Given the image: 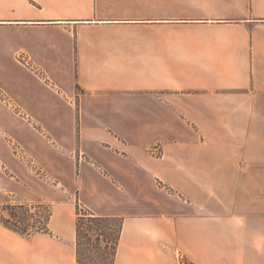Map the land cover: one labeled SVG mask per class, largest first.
I'll list each match as a JSON object with an SVG mask.
<instances>
[{
    "label": "crops",
    "instance_id": "obj_1",
    "mask_svg": "<svg viewBox=\"0 0 264 264\" xmlns=\"http://www.w3.org/2000/svg\"><path fill=\"white\" fill-rule=\"evenodd\" d=\"M0 93V216L51 207L0 217V264H78V201L124 218L115 264H253L264 0H0Z\"/></svg>",
    "mask_w": 264,
    "mask_h": 264
},
{
    "label": "trees",
    "instance_id": "obj_2",
    "mask_svg": "<svg viewBox=\"0 0 264 264\" xmlns=\"http://www.w3.org/2000/svg\"><path fill=\"white\" fill-rule=\"evenodd\" d=\"M8 216H1V221L9 228L22 235L29 236L34 232H50L47 222L51 211L43 216L40 226L24 224L23 228L13 221L18 220L16 204L4 207ZM124 218L115 215H100L87 206L77 203L76 250L78 264H115L121 240ZM31 230H33L31 232Z\"/></svg>",
    "mask_w": 264,
    "mask_h": 264
},
{
    "label": "rangeland",
    "instance_id": "obj_3",
    "mask_svg": "<svg viewBox=\"0 0 264 264\" xmlns=\"http://www.w3.org/2000/svg\"><path fill=\"white\" fill-rule=\"evenodd\" d=\"M12 141L13 139L11 138V141L9 143V145L11 146V150L13 147L12 145L13 142L18 146H20V150H21V152L19 153L12 150L13 155L18 160H20L21 163L26 168H28L31 172H33V174L37 178L42 180L44 183L46 184L53 183L50 175L46 172V170H43L40 166H38V163L34 162L33 158L28 154L26 149L23 146H21L17 141H13V142ZM161 150L163 153V149ZM246 199H247V205L252 204L254 207V212L252 213V217H253L254 232H255L254 234L255 260L252 263L264 264V180L255 179L252 182V188L247 189ZM8 204H16L17 214L20 215L21 218H19L18 220L15 219L13 222L20 228H23L24 224L33 225L34 227H32V229H34L36 226H40L43 220V216L46 213H49V211H51V207L49 203H44V204L42 203L40 205H38V203L29 204L25 202L8 203ZM32 231L33 230H31V232ZM259 240L260 241L262 240L263 243L262 244L257 243ZM248 263L250 264V262Z\"/></svg>",
    "mask_w": 264,
    "mask_h": 264
},
{
    "label": "built area",
    "instance_id": "obj_4",
    "mask_svg": "<svg viewBox=\"0 0 264 264\" xmlns=\"http://www.w3.org/2000/svg\"><path fill=\"white\" fill-rule=\"evenodd\" d=\"M0 97L2 99L3 102H6L7 104H9V101L6 97L2 96V94L0 93ZM10 105V104H9ZM13 142V141H12ZM13 147V151L19 153L21 152L20 150V146H18L17 144H15L14 142L12 143ZM162 148L160 146H155L151 149V153L155 156H160L162 154Z\"/></svg>",
    "mask_w": 264,
    "mask_h": 264
}]
</instances>
